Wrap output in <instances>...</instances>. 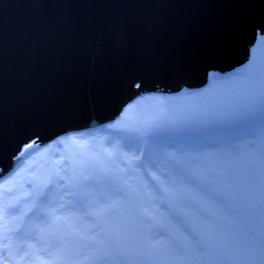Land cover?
Wrapping results in <instances>:
<instances>
[{"label":"rangeland","instance_id":"1","mask_svg":"<svg viewBox=\"0 0 264 264\" xmlns=\"http://www.w3.org/2000/svg\"><path fill=\"white\" fill-rule=\"evenodd\" d=\"M252 66V79L246 66L228 77L216 76L206 89L168 97L172 108L167 113L163 111L167 104L163 94L136 99L103 135H82L76 143L69 137L61 138L35 152L21 173V183L28 187V180L44 182L59 171L70 184L76 183L81 173L92 177L86 185L90 193L112 194L114 184L123 186L125 195L112 196L117 201L116 211L106 228L128 259L147 264L170 260L262 264L264 127L247 134L216 136L191 147L179 144L184 139L235 130L255 116L264 121V39L254 52ZM248 108L252 113H246ZM174 126L182 129L174 131ZM168 137L173 143L163 141ZM60 140L65 143L60 144ZM181 146L183 150L174 149ZM144 150L149 152L148 159L143 157ZM125 156L138 158L133 160L134 171L126 167ZM141 163L144 168L139 167ZM148 172L157 179H150ZM65 181L60 182L61 187ZM160 186L167 193L159 191ZM68 199L71 197L66 196ZM146 210L164 225L167 235L162 240L179 239L186 254H140L142 241L151 229ZM9 227H19L18 221L10 218ZM201 230L209 232L220 245L215 249L202 240ZM10 236L9 248L0 242V264H43L50 260L43 250L47 246L44 242L29 238L32 248L25 249L17 235ZM63 245L62 261L90 264L88 249L74 236L66 235ZM108 259L109 264H125L115 251Z\"/></svg>","mask_w":264,"mask_h":264},{"label":"water","instance_id":"2","mask_svg":"<svg viewBox=\"0 0 264 264\" xmlns=\"http://www.w3.org/2000/svg\"><path fill=\"white\" fill-rule=\"evenodd\" d=\"M262 38L264 0H0V176L140 97L204 89Z\"/></svg>","mask_w":264,"mask_h":264},{"label":"snow or ice","instance_id":"3","mask_svg":"<svg viewBox=\"0 0 264 264\" xmlns=\"http://www.w3.org/2000/svg\"><path fill=\"white\" fill-rule=\"evenodd\" d=\"M68 139L73 143L77 142L75 137ZM59 143L64 144L65 141L60 140ZM26 152L27 149H22L15 159L20 160ZM31 155L27 156L11 173L0 176V242H3L5 248L11 245L10 234L17 235L21 240V246L25 249L32 248L28 239L36 238L47 245L43 250L50 260L44 261L43 264H67L66 261L61 260L60 254L64 248V237L72 235L80 246L88 249L90 264H109L108 258L112 251H115L125 264H147L145 261L128 259L116 238L106 228L109 218L116 211L117 201L112 196L125 195L123 186L114 184L115 191L112 194L103 191L98 194L90 193L86 185L92 177L81 173V178L76 183L70 184L65 181V176L57 171L44 182L28 180L26 182L28 187H25V184L21 183V173L25 171ZM111 155L113 153H109V156ZM135 159L138 158L124 157L126 167L132 171L135 170L133 164ZM139 167L144 168L145 165L141 163ZM73 173L75 177V169ZM147 175L154 181L157 179L150 172ZM61 181H65L63 187H61ZM158 190L162 193L168 191L162 186ZM66 196L71 199L65 200ZM145 215L151 229L142 241L141 255L146 253L179 257L186 254V249L179 239L162 240V237L167 235L164 225L155 216H149L147 210ZM10 218L18 221L19 227L10 228ZM25 254L28 253L25 252ZM261 262L264 264V254H261ZM163 264H187V262L170 260L164 261ZM248 264H255V261H249Z\"/></svg>","mask_w":264,"mask_h":264},{"label":"trees","instance_id":"4","mask_svg":"<svg viewBox=\"0 0 264 264\" xmlns=\"http://www.w3.org/2000/svg\"><path fill=\"white\" fill-rule=\"evenodd\" d=\"M264 38H262L260 41H259V43H258V45H257V47L259 46V44H260V42L263 40ZM257 47L255 48V50L257 49ZM255 50H254V52H255ZM253 61H254V54H253V58H252V61L250 62V65H249V70H250V75H249V78L250 79H252L253 77H254V70H253V66H252V63H253ZM207 88V87H206ZM205 88V89H206ZM181 95V94H180ZM178 96V95H177ZM164 97V100L166 101V103H167V97H165V96H163ZM251 107V106H250ZM172 108V106H170L168 103L167 104H165L164 103V107H163V111L165 112V113H167V112H169L170 111V109ZM246 111V110H245ZM252 111L251 110H249V108L247 109V112L246 113H251ZM184 125V124H183ZM173 129H179L177 126H174V128ZM210 237H211V234H210ZM211 245L216 249L219 245H220V242L219 241H214V240H212L211 239Z\"/></svg>","mask_w":264,"mask_h":264},{"label":"bare ground","instance_id":"5","mask_svg":"<svg viewBox=\"0 0 264 264\" xmlns=\"http://www.w3.org/2000/svg\"><path fill=\"white\" fill-rule=\"evenodd\" d=\"M152 263H153V261H152Z\"/></svg>","mask_w":264,"mask_h":264}]
</instances>
